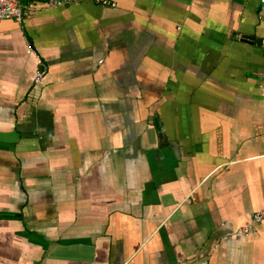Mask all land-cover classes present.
<instances>
[{
	"label": "crops",
	"instance_id": "crops-1",
	"mask_svg": "<svg viewBox=\"0 0 264 264\" xmlns=\"http://www.w3.org/2000/svg\"><path fill=\"white\" fill-rule=\"evenodd\" d=\"M111 1L0 22V264H264V6Z\"/></svg>",
	"mask_w": 264,
	"mask_h": 264
},
{
	"label": "built area",
	"instance_id": "built-area-1",
	"mask_svg": "<svg viewBox=\"0 0 264 264\" xmlns=\"http://www.w3.org/2000/svg\"><path fill=\"white\" fill-rule=\"evenodd\" d=\"M85 2H93L103 8L116 7V4L111 0H0V22L3 20H14L18 24L23 25L25 18L28 17L27 9H56L63 6L79 5ZM260 3L264 6V0H260ZM30 50L33 49L30 48ZM38 66L39 69L34 77L35 84H40L47 72V67L41 62H38ZM262 92L264 95V85L262 86ZM262 222H264V210L255 213L250 222L240 228L239 232L243 236L253 234L256 226ZM202 264L206 263L204 262Z\"/></svg>",
	"mask_w": 264,
	"mask_h": 264
},
{
	"label": "water",
	"instance_id": "water-1",
	"mask_svg": "<svg viewBox=\"0 0 264 264\" xmlns=\"http://www.w3.org/2000/svg\"><path fill=\"white\" fill-rule=\"evenodd\" d=\"M242 40L245 42H249V41H253V38L249 37V36H243Z\"/></svg>",
	"mask_w": 264,
	"mask_h": 264
}]
</instances>
